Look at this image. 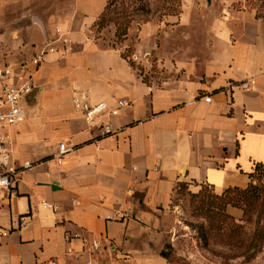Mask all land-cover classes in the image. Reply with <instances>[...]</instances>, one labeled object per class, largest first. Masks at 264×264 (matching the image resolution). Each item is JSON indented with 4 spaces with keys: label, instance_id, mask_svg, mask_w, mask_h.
Masks as SVG:
<instances>
[{
    "label": "crops",
    "instance_id": "1",
    "mask_svg": "<svg viewBox=\"0 0 264 264\" xmlns=\"http://www.w3.org/2000/svg\"><path fill=\"white\" fill-rule=\"evenodd\" d=\"M110 1L0 0V33H20L7 34L9 41L20 47L35 33L28 43L43 41L36 51L54 39L57 48L35 67L34 86L37 78L41 84L23 98L24 120L9 129L17 180L0 194V226L11 231L0 244L3 261L74 263L100 237L102 249H118L134 264H167L150 240L155 211L177 182H204L222 193L246 188L264 164V15L257 0L168 1L175 8L162 14V50L150 23L136 43L126 33L123 46L113 44L115 30L92 35ZM146 37L152 44L143 47ZM132 45L134 64L123 55ZM153 50L164 69L160 82L146 62ZM75 90H88L91 102L130 100L109 118L113 133L99 138V125L74 110ZM63 141L71 149L59 163ZM25 161L32 166L23 168Z\"/></svg>",
    "mask_w": 264,
    "mask_h": 264
},
{
    "label": "rangeland",
    "instance_id": "2",
    "mask_svg": "<svg viewBox=\"0 0 264 264\" xmlns=\"http://www.w3.org/2000/svg\"><path fill=\"white\" fill-rule=\"evenodd\" d=\"M168 1L171 0H111L91 34L106 38L107 33H114L115 30L117 38L113 44L123 46L126 33H130L132 41L136 43L139 30L154 24L156 27L153 31L156 33L159 50H162V14L166 10L172 12L175 8L174 4L170 8L166 4ZM256 3L259 14L264 15V0H257ZM7 34L17 38L20 33ZM7 34L0 33V65L7 63L15 67L21 61H29L36 52L35 47L43 43H28L35 38V33H32L26 43L17 47L9 41ZM51 34L46 33L48 39H51ZM42 36L44 39L43 33ZM151 44L152 40L148 37L142 41L143 47ZM154 51L147 55L149 60L146 62L153 69L157 82H160L164 77V69L158 66L160 55ZM51 55L48 54L46 60ZM86 55L90 62L97 59L89 51ZM124 55L134 63L138 61L134 57L133 45L124 49ZM40 84L37 78L30 96L38 90ZM30 102H26L27 111L33 105ZM155 216L156 235L150 241L167 264H264V164L255 167L250 183L244 190L230 189L217 193L204 182H177L170 201L159 206ZM107 248L108 252L102 248L91 253L86 251L78 262H59L99 264L101 259L103 262L100 264H134L124 255L117 256L120 253L118 249L110 250L113 249L111 246Z\"/></svg>",
    "mask_w": 264,
    "mask_h": 264
},
{
    "label": "built area",
    "instance_id": "3",
    "mask_svg": "<svg viewBox=\"0 0 264 264\" xmlns=\"http://www.w3.org/2000/svg\"><path fill=\"white\" fill-rule=\"evenodd\" d=\"M55 31L60 34L59 27ZM55 39L45 42L33 54L30 62H21L19 65L12 67L5 63L0 65V194L14 187L16 178V168L9 165L11 153L13 151L14 139L9 129L21 123L24 120L23 98L32 91L34 86V69L44 59L48 52H56ZM67 48L64 47L60 52V57L65 58ZM32 67V68H31ZM254 79L250 78L242 83L245 89H250ZM206 101L211 100V95L204 96ZM71 101L74 110L81 113L85 120L90 124L99 125V138L105 137L114 132L109 118L119 113V111L130 104V100L125 97L115 99V104L110 105L105 100L91 102L88 90H75L72 94ZM70 147L66 143H59V150L55 155L59 163L62 162L64 156L70 151ZM31 161H25L23 168L32 166ZM53 207L52 204L46 203ZM125 214L120 217H125ZM10 230L0 226V244L4 238L10 234ZM104 247L103 240L100 237L92 239L90 252H95ZM91 260L88 261L90 263ZM0 264H17L12 261H3ZM31 264H60L56 257H51L42 261H35Z\"/></svg>",
    "mask_w": 264,
    "mask_h": 264
},
{
    "label": "trees",
    "instance_id": "4",
    "mask_svg": "<svg viewBox=\"0 0 264 264\" xmlns=\"http://www.w3.org/2000/svg\"><path fill=\"white\" fill-rule=\"evenodd\" d=\"M123 55H124V52H123ZM124 56H125V55H124ZM125 57H126V56H125ZM129 60H130V59H129ZM130 62H131L132 64H134L133 61L130 60ZM230 189L244 190L245 188H240V187H230V188L224 190L222 193H224V192H226V191H228V190H230ZM162 254H163V253H162Z\"/></svg>",
    "mask_w": 264,
    "mask_h": 264
}]
</instances>
